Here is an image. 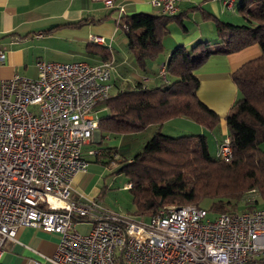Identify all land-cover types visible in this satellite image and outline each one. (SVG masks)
Wrapping results in <instances>:
<instances>
[{
    "label": "built area",
    "instance_id": "obj_1",
    "mask_svg": "<svg viewBox=\"0 0 264 264\" xmlns=\"http://www.w3.org/2000/svg\"><path fill=\"white\" fill-rule=\"evenodd\" d=\"M101 1L117 11V24L124 7ZM180 1L151 3L173 14ZM224 4L231 8L233 0ZM36 67L34 78L14 74L0 80V257L21 226L59 237L44 261L31 258L27 264H246L264 257V207L211 217L196 204L164 205L150 218L134 219L96 200L72 198L73 176L86 170L87 155L101 153L92 148L85 154L83 146L98 126L95 107L110 94L112 63L38 59ZM217 155L232 158L228 137ZM111 156V163L119 158L116 151ZM78 223L89 230L77 231Z\"/></svg>",
    "mask_w": 264,
    "mask_h": 264
},
{
    "label": "trees",
    "instance_id": "obj_2",
    "mask_svg": "<svg viewBox=\"0 0 264 264\" xmlns=\"http://www.w3.org/2000/svg\"><path fill=\"white\" fill-rule=\"evenodd\" d=\"M193 7L202 18L214 22L218 40H200L190 48L175 46L164 67V82L119 88L101 102L108 111L98 121L102 132L134 133L151 124L157 126L139 152L130 159H117L118 171L128 178L136 213L146 218L165 204L203 207L204 199L211 200L209 208L216 214L261 208L258 205L264 203V149L260 146L264 142V0L239 3L237 10L246 20L242 24L222 21L199 5ZM183 18L184 13L136 12L121 16L117 26L143 69L148 59L162 52L167 24L173 21L185 29ZM253 44L261 54L230 74L238 92L224 117L232 148L230 160L210 154L205 134L173 136L161 131L163 122L173 117H186L210 130L218 127L220 115L198 97L195 71L213 54H230ZM100 51L103 61L111 59L104 46ZM98 149L101 153L95 159L110 163L115 150Z\"/></svg>",
    "mask_w": 264,
    "mask_h": 264
},
{
    "label": "crops",
    "instance_id": "obj_3",
    "mask_svg": "<svg viewBox=\"0 0 264 264\" xmlns=\"http://www.w3.org/2000/svg\"><path fill=\"white\" fill-rule=\"evenodd\" d=\"M237 1L234 0L232 8L226 7L224 0L180 1L175 13H184L185 29L176 22H169L167 31L162 35V52L155 58L148 59L145 68L142 69L128 49L127 37L123 31L121 30L125 37L118 35L119 29L113 17L117 15V11L104 6L101 0H0V51L5 53V60L0 62V80L9 79L14 74L36 77L38 59L100 63L104 59L100 49L104 46L111 54V59L108 60L112 63L110 91L117 80L120 86H134L138 82L148 87L158 86L165 81L160 75V69L166 66L175 46L184 45L190 48L197 41H211L217 38L214 22L202 18L199 9L193 6L199 5L218 19L231 22V19L238 21L240 17V13L235 12L236 4L240 0ZM115 2L124 7V15L136 12L164 13L159 7L152 5L151 0ZM80 20H82L80 25L73 24ZM92 37H101L102 42L92 40ZM117 47H126L132 57L127 55L121 60H116ZM260 54V47L253 44L230 54H213L196 69L195 73L199 80L198 97L220 115L219 135L213 131L216 128L207 129L186 117H173L164 121L161 131L166 134L180 133L178 135L199 133L207 136L206 133H211L209 149L212 147L217 155L218 143L228 137L224 117L238 96L230 74L236 67ZM125 63L127 65H124ZM119 64L121 78L116 79V66ZM156 129L157 126L151 124L138 132L124 134L134 138L133 136L139 133L152 135ZM110 134L112 133L102 132L97 127L89 141L84 144L83 152L86 154L87 150L92 148L112 147L119 159L121 157L130 159L133 155L125 156L121 152L123 144L121 138L125 135L112 134L111 137ZM105 140L109 142L107 145L103 142ZM137 144L131 142L126 149H135L134 145ZM260 146L264 149V142ZM87 157L89 160L87 168L73 176L70 193L72 198L81 201L96 200L100 203L106 187L104 176L108 174L107 166L111 162L104 165L94 156ZM258 206L262 207L264 203ZM58 239V234L39 227L21 226L17 229L14 239L6 241L0 264H27L31 258L44 261L42 255H51L57 247ZM246 264H264V257H254Z\"/></svg>",
    "mask_w": 264,
    "mask_h": 264
},
{
    "label": "rangeland",
    "instance_id": "obj_4",
    "mask_svg": "<svg viewBox=\"0 0 264 264\" xmlns=\"http://www.w3.org/2000/svg\"><path fill=\"white\" fill-rule=\"evenodd\" d=\"M241 1L242 0H240L239 3ZM239 3L236 4V7L239 5ZM235 12L240 13L237 9L235 10ZM239 16L240 17H239L238 21H234L233 19H231V22L237 23V24L246 23V20L242 17L241 13L239 14ZM113 17H115V19H116L115 15H113ZM117 28L119 29L118 35L120 37H125L123 35V33L121 32V28L119 26H117ZM217 40H218V38L211 40V41H217ZM127 55H130V57H132V54L128 52L126 47H123V48L117 47L116 48V51H115L116 60H121L122 58H124ZM116 63H117V61H116ZM124 65H127V63H125ZM120 68H121L120 64L116 66V73H115L116 79L121 78L120 77ZM129 72H131V71H129ZM123 87H128V86L127 85L120 86L119 81L117 80L115 82L114 88L110 91V93L112 94L113 92L117 91V88H123ZM95 112H96L98 118L104 117L108 114V111H107L106 107L103 105V103H100L95 107ZM213 131H214V133H216L218 135L220 134L218 127H216V129ZM168 134H171L173 136H177L180 133L172 132V133H168ZM206 134L209 138L208 141H210V135L209 134H211V133H206ZM123 135H125V136H123L124 138L123 137L121 138L122 143H123L122 147H121V152L123 154H125V156L126 155L128 156V155H134L137 152H139L142 149L144 142L147 140V138H149V136H151V133H149L148 135L145 133H139V134L134 135L133 136L134 138H132V136H130L128 134H123ZM110 136L113 137L112 134H110ZM103 142L105 145H107V143H109L107 140H105ZM131 142L138 143L137 145H134L135 149L134 148L131 150L126 149L128 144H130ZM209 151H210L211 155H215V150L212 147L209 149ZM119 165L120 164H119V162H117V159H116L114 161V163H112V164L110 163L107 166L108 167L107 168L108 174H106L104 176L105 184H106V187L104 189L105 192H104L102 201L99 204L104 209H107V210L112 211V212L120 213V214L128 216L130 218L146 219V217H143V216L136 213V207H135L133 200H132V194H131L129 188L125 187V185L128 184L127 183L128 178L124 173L118 171ZM165 205H176V204H165ZM201 205L209 211V215L211 217H213L216 214L215 212H213L209 208L211 205L210 199H204L201 202ZM89 228H90V225H88L86 223H78L76 225L77 231H79L81 233L87 232L89 230Z\"/></svg>",
    "mask_w": 264,
    "mask_h": 264
}]
</instances>
